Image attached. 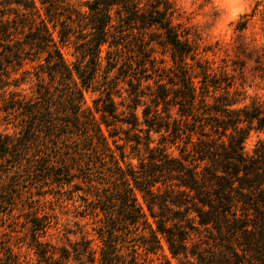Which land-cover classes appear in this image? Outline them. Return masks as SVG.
Here are the masks:
<instances>
[{"label": "trees", "instance_id": "16d2710c", "mask_svg": "<svg viewBox=\"0 0 264 264\" xmlns=\"http://www.w3.org/2000/svg\"><path fill=\"white\" fill-rule=\"evenodd\" d=\"M258 8L216 67L173 0H0V215L28 207L0 226V264H26L21 246L38 264H172L164 244L179 264H264V137L245 150L264 45L239 39ZM53 198L75 241L53 242Z\"/></svg>", "mask_w": 264, "mask_h": 264}, {"label": "rangeland", "instance_id": "374dc122", "mask_svg": "<svg viewBox=\"0 0 264 264\" xmlns=\"http://www.w3.org/2000/svg\"><path fill=\"white\" fill-rule=\"evenodd\" d=\"M75 1H87V0H75ZM177 12L178 19L175 20L176 23L182 25L183 28L190 30L193 35L195 42L201 46L202 49L216 46L214 50L217 51L216 55H212L208 51L206 56L211 58L215 62V66L218 67L222 65V60L231 61L235 58L234 51L227 49V45L233 43L236 33L234 32V25L245 14H250L252 9L256 4H259L258 10L261 12L257 13L252 20L249 22V28L245 31L239 38L243 41H248L254 39L259 45H264V0H173ZM221 49L220 51L218 49ZM247 83L255 84L254 89H260L259 84L253 83V76L249 69L246 71ZM257 79H255L256 81ZM254 81V82H255ZM30 85H23L22 89L25 93L30 95ZM123 92V91H122ZM264 95V90L259 91ZM249 94L252 95V90L249 89ZM97 95L88 92L86 93V99L89 105H92V99ZM119 101V98H116ZM2 105V100L0 98V107ZM122 110V108H120ZM3 113L0 111V134L13 133V130L6 127L5 122L2 120ZM264 134L259 132H251L249 138L245 142V150L251 152L255 144L260 138H263ZM34 194L27 193L26 197L32 198ZM52 202L46 204V208L54 209V213L58 218V224L56 229L51 232L55 234L56 238L53 239L54 243L66 244L67 238L72 241L78 239V236H73L68 234V231H75L78 229L75 220L73 218L74 210L70 202L65 200L57 201L53 198ZM31 204V205H37ZM62 206L64 208H62ZM28 207H25L23 202H19L18 206L9 208L11 211V217H4L0 215V226L2 230L6 232L10 231L12 227L21 229L24 226L25 213ZM14 209V210H13ZM6 210V209H4ZM17 230V229H16ZM90 230V227H88ZM97 242L93 243V248L97 249ZM165 255L170 259L172 264H179L178 261L171 257L167 246L164 244ZM21 254V260L26 264H38L37 257L34 255L32 250H29L26 246H21L16 249Z\"/></svg>", "mask_w": 264, "mask_h": 264}]
</instances>
